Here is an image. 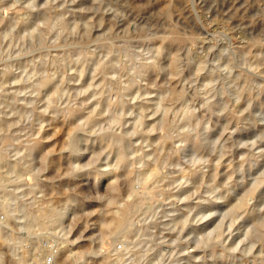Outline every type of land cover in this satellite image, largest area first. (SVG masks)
Wrapping results in <instances>:
<instances>
[{
    "label": "rangeland",
    "instance_id": "374dc122",
    "mask_svg": "<svg viewBox=\"0 0 264 264\" xmlns=\"http://www.w3.org/2000/svg\"><path fill=\"white\" fill-rule=\"evenodd\" d=\"M207 263L264 264V0H0V264Z\"/></svg>",
    "mask_w": 264,
    "mask_h": 264
},
{
    "label": "bare ground",
    "instance_id": "6f19581e",
    "mask_svg": "<svg viewBox=\"0 0 264 264\" xmlns=\"http://www.w3.org/2000/svg\"><path fill=\"white\" fill-rule=\"evenodd\" d=\"M62 21V20H61ZM64 23V22H63ZM176 63H177V57H174L172 58L171 60V67H172V70L173 71H176ZM102 70V68H101ZM104 72V71H103ZM175 75V74H174ZM47 80L43 82V85H46L47 84ZM180 97V96H179ZM92 114V113H91ZM90 115V114H89ZM78 116V115H77ZM94 116V115H93ZM97 116V114H96ZM71 117V116H70ZM93 119H90V121H92ZM96 120V119H95ZM93 123V122H92ZM169 133V132H168ZM169 136V135H168ZM119 140V139H117ZM163 141V139H162ZM164 142V141H163ZM35 145V144H34ZM33 145V146H34ZM38 145V144H37ZM35 148H38V147H35ZM197 149V148H196ZM73 150V149H72ZM76 153H77V146H75V150H74ZM76 155V154H75ZM126 158H124V155H120L119 156V163L124 165L126 164V161H125ZM127 165V164H126ZM125 165V166H126ZM128 166V165H127ZM155 169V168H154ZM189 172V171H188ZM140 174H143V173H140ZM191 176H195V173H191ZM141 177V176H140ZM143 179L145 178V181L143 180L142 182L145 183H149L151 182L154 178L156 179V173L154 171H152L151 173L149 172L148 175L146 176H142ZM150 185V184H149ZM152 185V183H151ZM149 187V186H147ZM156 187V186H155ZM111 189V188H110ZM145 190V189H144ZM150 190V188H149ZM252 191V190H251ZM140 192V191H139ZM138 193V192H137ZM252 193V192H251ZM154 195V194H153ZM138 196V195H137ZM250 196V195H249ZM238 204H241V203H238ZM239 206V205H238ZM132 208L133 206L132 205H129V206H126L124 208H122L120 211L118 212H114L113 211V215H109V218L106 222H102V227L106 230H113L115 232H124L125 235L129 234L130 233V229L128 228L130 226V217L132 215ZM63 216V211H47L45 213H42L39 218L42 220V222H46V223H57L60 221V219L62 218ZM132 218V217H131ZM40 220V221H41ZM119 234V233H118ZM217 236L220 237V232L217 233ZM225 255V254H224ZM223 255V257H225ZM221 256V255H220ZM64 257V256H63ZM62 257V259H63ZM214 258V257H213ZM221 258V257H220ZM61 259V260H62ZM65 260V258H64ZM59 261V259H58ZM216 261V260H215ZM213 263V261L211 262ZM242 263V262H241ZM208 264V263H207Z\"/></svg>",
    "mask_w": 264,
    "mask_h": 264
},
{
    "label": "clouds",
    "instance_id": "9594fccd",
    "mask_svg": "<svg viewBox=\"0 0 264 264\" xmlns=\"http://www.w3.org/2000/svg\"><path fill=\"white\" fill-rule=\"evenodd\" d=\"M148 63L149 64H151L152 63V61H148ZM188 129H185V131H187ZM79 165H76V166H73L72 167V171H75V170H77V169H79ZM72 174V172L70 171L69 173H67L66 175H71Z\"/></svg>",
    "mask_w": 264,
    "mask_h": 264
}]
</instances>
